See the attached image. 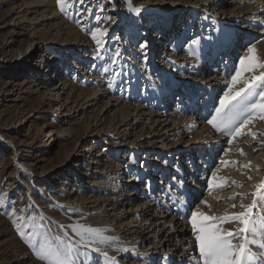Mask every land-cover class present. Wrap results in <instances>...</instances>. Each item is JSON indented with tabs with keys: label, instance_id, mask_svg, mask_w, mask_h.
<instances>
[{
	"label": "rangeland",
	"instance_id": "rangeland-1",
	"mask_svg": "<svg viewBox=\"0 0 264 264\" xmlns=\"http://www.w3.org/2000/svg\"><path fill=\"white\" fill-rule=\"evenodd\" d=\"M32 1L34 0H0V196L5 198L4 206L0 207V264H46L35 255L39 245L45 242L58 250L68 244L73 245L74 254L65 264H104L97 254L71 239L72 229L77 227V217L73 206L68 204L73 201L85 203L82 198L89 190L92 159L95 155L104 158L107 150L100 136L91 131L94 127L100 132L112 130L109 122L111 114L100 113V108L85 102V97L91 88L98 85H101L103 90L117 92L120 96H132V90H126L131 85L139 90L134 95V100L143 102L144 96L140 93L142 77L139 74L137 77L140 78H134L129 67L131 62L144 64L138 45L144 42L146 27L148 34L154 30L152 48L154 62H157V65L150 67V73L161 77L159 69H156L160 66L163 47L161 17L157 14L134 17L126 7L120 8L119 16H115L110 9L109 0H85L84 5L76 0H66V10L63 13L56 0H42L44 2L40 5H34ZM153 2L161 4L159 0ZM85 8H91L92 15L83 11ZM54 13L78 32L79 38L71 47H61L55 35ZM95 16L102 19L111 16L115 20V23L111 24L105 20L99 26L107 24L110 29V38L107 41L109 49L119 47L123 50V55L116 64L111 63L109 55L97 58L94 42L81 30L82 25L87 29H94L98 24ZM184 18L186 19V15ZM184 21L173 25L172 32L179 33L175 45L166 43L169 50L167 53L179 58V64L183 55L187 56L189 51L195 49L197 57L201 59L203 54L209 55L211 48L215 46L216 34L209 20H202L201 23L200 18H197L193 27L183 33L177 32L180 28H175ZM65 23L60 29H63V37L66 38ZM193 40L198 41V44L193 45ZM43 54L48 57L47 63L40 58ZM132 56L134 58L131 60ZM218 57H221L219 53L214 57L215 61ZM48 63L49 66L45 68ZM144 65L148 66L149 61ZM172 68L175 69L176 77L185 73L184 69H188H182L180 66ZM55 69L61 73L60 79H68V84L73 87L71 92L63 89L56 93V90L52 91V87L48 86L50 78H57L54 77ZM121 71L122 77L115 76V73ZM162 79L165 87L162 99L168 91L173 99L176 98L172 87L169 86L168 77L163 75ZM109 84L113 86L109 87ZM248 99H251V96ZM164 105L166 113H169V106ZM255 122L250 126L251 130L257 133L255 138L250 135L238 138L248 140L247 138L252 137L249 142L253 148L252 158H257L259 163L255 165L254 160L249 161L247 165L250 166L246 169L255 174H246V177L253 178L249 180L247 177L237 184V190L240 191L247 184L248 187L251 186L233 195L226 193L231 191L230 182L224 192L214 186L212 193L218 195L213 197V204L210 202L211 215L224 216L225 213L220 214L218 210L220 203H227L229 209L233 203H251L248 194L253 193V182L259 178H254V175L259 176L262 172L264 179V159L260 157L261 154L264 155V144H261L264 140V130L261 128L264 120L257 118ZM238 139L231 147L238 149ZM243 153L242 155L239 152L233 159V166H230L232 159L228 158L229 164L223 171H237L236 167L243 164L249 156L247 152ZM123 163L128 167L127 174L132 178L138 177L139 181L146 179L145 159H141V155H127ZM28 169L32 174L27 172ZM228 173V177L231 176L230 172ZM127 174L123 179L125 181L129 178ZM238 193L245 194V198L241 200L236 195ZM234 196L236 198L231 199ZM263 202L261 198L260 206L254 210V221L258 217H264ZM13 208L20 210L16 212V216L25 217V220L18 221L24 225L22 230L29 233L24 239H21L12 223L15 219L11 215ZM231 210L233 212L240 209L237 207ZM6 212L8 214H5ZM230 224L234 226L235 223ZM231 229L234 230L233 227ZM251 238L255 239L254 236ZM238 242L235 240L234 243Z\"/></svg>",
	"mask_w": 264,
	"mask_h": 264
},
{
	"label": "bare ground",
	"instance_id": "bare-ground-1",
	"mask_svg": "<svg viewBox=\"0 0 264 264\" xmlns=\"http://www.w3.org/2000/svg\"><path fill=\"white\" fill-rule=\"evenodd\" d=\"M43 2L34 0L31 3L40 5ZM159 2L160 5L153 0H109L110 9L115 16H119L120 8L126 7L129 13L137 17L130 9L143 5L146 8L143 15L157 14L161 17L163 47L160 66L156 67L161 77L150 73V67L157 65V62H154L152 48L154 30L148 34L146 27L144 41H148L150 45L149 65L145 67L142 62H131L129 67L134 78H140L137 77L139 74L142 77L140 93L144 96L143 102L134 100V95L139 90L131 85L126 90H132V96H120L117 92L103 90L101 85H98L91 88L85 97V102L98 106L100 113L111 114L109 122L112 130L100 132L94 127L91 131L100 136L107 150L104 158L95 155L92 159L89 190L82 198L85 203L73 201L68 205L73 206L72 209L76 212L77 228L84 225L101 229L109 242L89 246L82 243L74 232L71 239L90 251L96 247L101 248L100 253H93L97 254L104 264H111V260L103 257L102 252L105 250L110 258L115 257V264H199L198 248L188 218L191 212L197 209L211 215L212 206L209 208L201 203V200H206L208 205L210 202L213 204V197L218 195L212 193L214 187L207 189L206 181L211 172L217 167L220 168L217 173L221 178L218 181L220 187L215 188L224 192L230 182L231 191L226 193L233 195L238 191L236 185L249 177H246V174L252 173L241 165H247L250 160H254L255 165L259 163L257 158H252L253 148L249 144L252 137L247 138L248 140L237 138L238 149H235L227 144L225 136L214 133L206 120L211 118L214 108L218 106L219 97L227 90L234 70L239 67L240 57L246 52L244 46L259 41L258 55L264 59V0ZM53 17L56 21L55 35L61 47H71L79 38L78 32L66 24L62 17H57L55 13ZM197 18H200L201 23L202 20H209L213 25L216 34L215 46H212L209 55L203 54L201 59L184 54L179 64V58L167 53V44L175 45L179 38V33L172 32L173 25L185 20L181 23L183 28L179 26L177 31L185 32L195 25ZM63 23L66 24V38L63 37V29H60ZM217 53L221 57L215 61ZM40 58L43 62H48V57L44 54L40 55ZM133 58L132 56L131 60ZM48 66L49 63L45 68ZM176 66L188 69H184L185 73L176 77L175 69L172 68ZM54 72V77L57 78H50L48 83V86L52 87L51 90H56V93L63 89L71 92L73 87L68 84V79L64 77L62 80L59 78L61 73L56 69ZM163 75L168 77L169 86L172 87L176 98L173 99L168 91L162 99L165 91ZM164 104L169 106V113H166ZM261 128L264 130V124ZM229 147L231 151L224 156L222 150ZM241 149L249 156L243 164L236 167L237 171L229 169L227 173L230 172L231 176L228 177L229 173L223 171L226 167L219 164V159H232L230 166H233V159L239 155ZM127 155H141V159H145L146 179L139 181L138 177L132 178L127 174L128 167L123 163ZM260 157L264 159L263 154ZM27 172L32 174L30 169ZM125 174L129 177L126 181L123 180ZM262 175V172L259 176L254 175V178L259 177L254 180V186L261 183ZM174 176L182 179L184 185H177L169 192L168 185L175 183L172 180ZM146 182H150V188L146 189ZM250 186L247 184L238 192ZM229 207L225 202L220 203L219 213L232 212ZM232 225L229 223L224 227L235 229L237 226ZM254 237L257 245H252L251 251L259 264H264V249L259 248V243H264V217L256 218Z\"/></svg>",
	"mask_w": 264,
	"mask_h": 264
},
{
	"label": "snow or ice",
	"instance_id": "snow-or-ice-1",
	"mask_svg": "<svg viewBox=\"0 0 264 264\" xmlns=\"http://www.w3.org/2000/svg\"><path fill=\"white\" fill-rule=\"evenodd\" d=\"M81 5L85 4V0H76ZM56 4L60 11L63 13L66 5V0H56ZM79 11V10H78ZM83 11L92 15L91 8H85ZM135 16L140 17L146 8L141 5L140 7H134L130 9ZM98 24L94 29H87L81 26V30L85 31L90 39L94 42V50L97 58L102 55H109L110 61L113 64L119 60L123 55V50L119 47L109 49L107 41L110 38V29L105 24L101 27L100 24L106 20L108 24L115 23L113 17L108 16L101 18L95 16ZM79 23V21H77ZM135 20H133V26ZM119 39V38H116ZM256 42H250L244 46L246 48L245 55L240 57L239 67L234 70V75L227 85V90L223 92V95L219 97L218 106L214 108V113L211 114V118L206 120V123L211 127L214 133L222 134L227 138V144L231 146L233 142L239 137L252 136L256 137L257 133L253 132L250 126L259 118L264 120V59L258 55ZM193 45L198 44V41L193 40ZM149 42L144 41L138 45L141 53L142 61L147 64L149 60L148 49ZM197 51L195 49L188 52L191 57H197ZM171 63V61H170ZM107 72V69L105 70ZM248 74L245 76V74ZM115 76H123V72L115 73ZM115 76L113 78H115ZM112 87V84L108 85ZM251 96V99L248 97ZM264 144V140L261 141ZM223 155L227 156L231 151V147L223 149ZM243 155V150H240ZM219 164L227 166L229 161L219 159ZM143 167V165H141ZM249 165H241V167H249ZM220 168L217 167L211 172V176L207 179V189H212L214 186L220 187L218 181L221 179L217 176ZM138 179V178H137ZM252 179L251 176L248 177ZM175 182L168 185L169 192H171L177 185L183 186L184 181L177 177H172ZM235 184L236 182L233 181ZM146 189L151 187L150 182H146ZM255 191L248 194L251 197V203L239 205L233 203L232 209L239 207V211H233L231 214L224 216L209 215L199 209L192 211L191 216L188 218L193 234L195 236L196 246L199 253V264H259V261L254 257L250 245H257V241L254 238L255 233V221L254 210L260 206L259 200L264 198V179L261 183L254 186ZM243 200L245 194H236ZM236 197H231L235 199ZM201 203L205 204L209 208L206 200H201ZM5 198L0 196V207L4 206ZM20 211L13 208L11 215L15 217L12 223L15 225L16 230L24 239L29 236V233L22 230L24 225L18 221L25 220L24 216H16V212ZM5 214H8L7 212ZM235 223L237 227L233 230L224 227L225 224ZM72 231L76 236L80 238L82 243H86L89 246L92 244H107L108 238L103 235V230L86 227L80 225L78 228L73 227ZM30 238V237H29ZM239 241L233 243V241ZM259 248L264 249V243H259ZM93 251L100 253L102 250L99 247L93 249ZM73 245L68 244L63 246L62 249H54L47 242L40 244L38 250L35 252L37 259L46 262V264H65L73 255ZM103 257L106 260H111V264H115V257H109L108 251L102 252Z\"/></svg>",
	"mask_w": 264,
	"mask_h": 264
}]
</instances>
